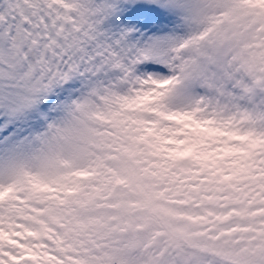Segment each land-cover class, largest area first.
I'll list each match as a JSON object with an SVG mask.
<instances>
[{"label": "snow or ice", "instance_id": "snow-or-ice-1", "mask_svg": "<svg viewBox=\"0 0 264 264\" xmlns=\"http://www.w3.org/2000/svg\"><path fill=\"white\" fill-rule=\"evenodd\" d=\"M0 264H264V0H0Z\"/></svg>", "mask_w": 264, "mask_h": 264}]
</instances>
